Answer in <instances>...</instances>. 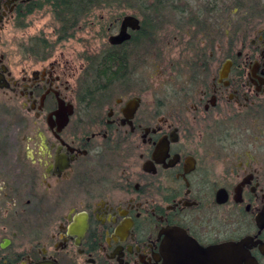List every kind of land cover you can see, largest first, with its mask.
<instances>
[{
	"label": "flooded vegetation",
	"instance_id": "obj_1",
	"mask_svg": "<svg viewBox=\"0 0 264 264\" xmlns=\"http://www.w3.org/2000/svg\"><path fill=\"white\" fill-rule=\"evenodd\" d=\"M94 1L71 38L102 9L112 33L78 77L55 58L58 34L20 49L16 79L0 54V90H18L0 144V264H199L196 249L232 243L236 264H264V0ZM47 8L0 0V37ZM127 17L138 29L110 45ZM111 49L116 82L90 94ZM148 69L189 81L145 93Z\"/></svg>",
	"mask_w": 264,
	"mask_h": 264
},
{
	"label": "rangeland",
	"instance_id": "obj_2",
	"mask_svg": "<svg viewBox=\"0 0 264 264\" xmlns=\"http://www.w3.org/2000/svg\"><path fill=\"white\" fill-rule=\"evenodd\" d=\"M124 9L116 8V11L121 14V12L123 13L124 11H127ZM47 11L48 14L32 18L31 22L24 30L18 29L14 23H9L6 24L1 33L0 54H5L8 59V64L10 65V69L15 79L18 77L21 70V55L19 54L20 49L24 45L29 43V41L30 44H32L34 37L41 33L49 36V38L52 37L54 42L57 40L56 29L59 26L56 24L55 17L51 10L47 8ZM110 21L109 9H102L101 11L99 10L91 13V17L87 19L85 23L81 24L80 30H78L75 37L66 41H60V43L57 44L54 53L55 58L70 64L74 70V74L78 77L84 66V63L82 62L83 54L90 53V55H92L108 43L107 39L112 33V31L110 33L107 30ZM164 67V63L161 62L160 68L163 69ZM26 69L32 71L37 69V66L34 65L32 60H29L26 63ZM147 74L149 75L147 78L148 81H146L147 85H140L138 89L141 91L142 89L149 87V90L145 93L161 92L162 94L163 91L181 90V88L185 86V82L189 81L184 77L170 78L167 71L162 73L155 69H148ZM17 91L11 93L6 90H0V144L2 145L10 143V136L13 133L11 131V125L16 121V117L10 116L7 112L9 109L12 110L14 106L9 103V98L18 95ZM4 122L8 123V125L4 126ZM27 134H30V132H27Z\"/></svg>",
	"mask_w": 264,
	"mask_h": 264
},
{
	"label": "trees",
	"instance_id": "obj_3",
	"mask_svg": "<svg viewBox=\"0 0 264 264\" xmlns=\"http://www.w3.org/2000/svg\"><path fill=\"white\" fill-rule=\"evenodd\" d=\"M81 1H83V9H85V12L80 13L79 15L78 13L74 12V10L77 8V4ZM138 1L139 0H135V2ZM94 2V0H47V5L49 4L53 8V14L59 26L56 29V32L60 38L57 40L55 46L60 43V41H65L69 38V36L70 38L73 36L72 30L77 26L78 23L76 19L81 17L82 14L87 15L88 12L86 11V9L89 10V8L91 7L101 8L103 6H97ZM100 2L102 3V0H100ZM116 2L117 4L122 5L125 0H116ZM105 6H107V4H105ZM43 46L42 48L51 47L46 44H44ZM123 54L121 53L119 59L126 60L127 58H125V55L128 54L127 50L123 52ZM115 59V51L111 49L105 51L104 57L93 60V62L95 61L97 65L94 66V70L92 72L93 76L91 77L90 91L88 93L95 94L98 92L111 91L109 87L115 84L116 79L119 75V72H115V68L117 66H114L113 64V61H115ZM109 62H112V64L110 65ZM126 70L127 67H125V64H122L119 71L126 72Z\"/></svg>",
	"mask_w": 264,
	"mask_h": 264
},
{
	"label": "water",
	"instance_id": "obj_4",
	"mask_svg": "<svg viewBox=\"0 0 264 264\" xmlns=\"http://www.w3.org/2000/svg\"><path fill=\"white\" fill-rule=\"evenodd\" d=\"M128 28H132L133 30L138 29L137 19L131 17L125 18L119 35L109 38L110 45L123 44L129 40L127 34ZM0 88H2L1 85ZM196 250L198 251H195L193 254H196V257H198L197 262L199 264H236L244 256L241 247L235 243L221 244L210 247V249L199 248Z\"/></svg>",
	"mask_w": 264,
	"mask_h": 264
}]
</instances>
